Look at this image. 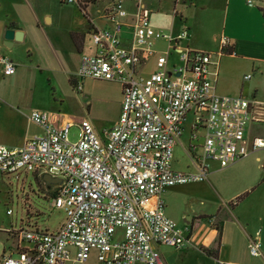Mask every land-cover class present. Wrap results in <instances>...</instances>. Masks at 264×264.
Here are the masks:
<instances>
[{
  "label": "built area",
  "instance_id": "1",
  "mask_svg": "<svg viewBox=\"0 0 264 264\" xmlns=\"http://www.w3.org/2000/svg\"><path fill=\"white\" fill-rule=\"evenodd\" d=\"M102 17L109 25L91 31L95 50L81 54L76 76L120 82L118 119L100 134L83 118L77 124L80 136L71 142V121L57 124L47 112L33 110L30 119L42 132L21 146L0 144V177L19 170L60 177L51 205L65 209L64 219L53 230L11 227L18 244L29 245L3 253L0 264H77L91 255L96 264H167L157 246L181 248L189 239L166 214L163 192L177 184L204 181L212 161L227 166L264 150V135L247 133L253 121L251 101L216 91L213 56L181 46L186 29L176 36L157 29L140 1L131 12L117 0ZM125 27L131 29L126 36ZM157 39L166 40L165 49L154 47ZM221 43L226 46L229 39L223 36ZM151 57L156 70L143 76L142 67ZM15 70L16 63L0 53V74ZM187 123L184 148L195 170H176L173 149ZM248 249L252 256L261 254L257 239L249 241Z\"/></svg>",
  "mask_w": 264,
  "mask_h": 264
},
{
  "label": "rangeland",
  "instance_id": "2",
  "mask_svg": "<svg viewBox=\"0 0 264 264\" xmlns=\"http://www.w3.org/2000/svg\"><path fill=\"white\" fill-rule=\"evenodd\" d=\"M178 8L185 9L183 5ZM43 9L48 12L47 16L52 18V22L46 23L47 19L40 14L30 29L31 42H16L10 47L4 44L0 53L15 61L16 70L11 76L1 77L0 85L6 86L9 81L24 83L22 91L33 98L34 109L47 112L57 124L66 121L73 123L68 132L71 142L78 140L80 132L77 124L83 118L88 119L97 133L101 134L118 119L122 86L116 80L76 76L77 62L82 52L70 48L68 31L73 20L78 21L85 16L77 4L66 5L59 0H44L39 10ZM167 10L171 13L170 8ZM90 11L94 12L95 8ZM84 25L81 24L79 29L85 34L86 52L89 35ZM222 26L219 25L215 31L218 36L225 34ZM193 39L199 40V46H191L202 51L208 50L207 44H211L212 40L208 36H194ZM210 53L216 59V54L212 51ZM171 58L176 63L180 62L177 54L171 55ZM155 70L154 58L151 57L143 65L142 75L149 76ZM242 74V70L232 75L222 74L221 71L218 84L226 86L227 81L229 85L236 82L241 84ZM188 117L191 121V113ZM250 128L252 130V125L248 124L247 131ZM188 137L187 123L173 149V168L187 169L189 166L191 156L184 148ZM260 152L257 150L237 161L229 170L210 173L204 181L177 184L167 188L163 194L166 214L178 226L183 227L184 219L190 222L194 230L202 225H220L237 247V254L248 259V264H264V168H258L259 162L255 158ZM249 184H252L251 189L241 191ZM52 190L46 188L33 171L19 170L0 177V257L4 250L9 253L16 249V233L5 230L10 225L15 230L20 226L53 230L61 223L65 209L51 205ZM8 208L11 209L10 214L6 212ZM257 232L261 254L252 257L248 249L243 248L242 242ZM19 243L20 246L29 245L26 241ZM157 248L164 257L176 255L177 252L165 244ZM177 258V264H215L212 259L197 251ZM77 264H96V261L91 255L86 262Z\"/></svg>",
  "mask_w": 264,
  "mask_h": 264
},
{
  "label": "crops",
  "instance_id": "3",
  "mask_svg": "<svg viewBox=\"0 0 264 264\" xmlns=\"http://www.w3.org/2000/svg\"><path fill=\"white\" fill-rule=\"evenodd\" d=\"M115 1L117 0H88L83 7L84 10L77 4L81 9V13L85 16H82L78 21H72V26L68 31L71 38V49L79 53L94 52L95 47L90 33L95 26L106 27L109 25L108 21L102 16L104 10L109 8ZM122 1L131 12L139 1L144 4L150 11L151 23L159 30L176 36L186 29L187 36L181 40V46L195 49L191 45L199 46V40L195 41L193 39L194 36L211 37V44H207L208 50L206 51H212L216 54V59H213L215 64L212 66V69L217 72L216 91L221 94L237 95L249 99L251 101L253 121L249 122L252 125V130L250 128L247 133L250 136L264 135V0L256 5H248L246 0ZM43 3L44 0H0V52L4 48V35L7 29L22 32L21 39L12 40V46L16 42H31L32 32L30 29L40 14H43L47 19L46 23L52 22V18L47 16L48 12L44 9L39 10V8L43 7ZM180 5H183L185 9L180 10L178 8ZM91 8H95V11L91 12ZM168 8L171 9V13L168 12ZM95 19L99 22L97 23ZM81 24H85V32L89 35L86 52H84L85 34L79 29ZM221 24H223L222 28L225 34L218 36L215 31ZM177 26L179 28H176ZM130 31L129 27H125L124 36L129 35ZM223 36L229 39V43L226 46L221 43ZM167 45L165 39H157L154 42V47L157 50L165 49ZM78 65L79 61L77 62V69ZM239 70L243 71L241 84L236 82L229 85L228 81L226 86L218 84L221 71L222 74L232 75ZM247 74H250V76L244 78ZM11 75L0 74V78ZM23 84L22 82L9 81L6 86L0 85V144L10 147L21 146L29 137L42 132V128L30 119L31 112L36 109L32 106L33 98L28 96L25 91H22ZM34 126L39 130H36ZM253 127H255L254 132ZM259 150L261 152L255 157L259 162L258 168L264 164V150ZM242 159L236 160L227 166H221L217 161H212L208 175L215 171L229 170L233 164ZM174 169L188 171L195 170V166L190 161L187 169ZM45 186L47 188V185ZM53 188L54 186H52ZM251 188L252 184H249L241 191ZM11 227L10 225L5 228L6 232H11L9 230ZM2 228L4 229V227ZM180 228L189 241L181 248H174L177 251L176 255L170 257L162 256L167 264H177V256L192 254L195 251L205 254L215 264H248L246 262L248 259L237 254V247L220 225L214 224L212 227L202 225L194 230L190 222L184 219V225ZM247 238V240L242 242L244 249H248V243L252 239H257L260 242L259 232L255 233V235H249ZM18 246L20 244H18L17 239L14 248ZM3 253H6L5 250Z\"/></svg>",
  "mask_w": 264,
  "mask_h": 264
},
{
  "label": "water",
  "instance_id": "4",
  "mask_svg": "<svg viewBox=\"0 0 264 264\" xmlns=\"http://www.w3.org/2000/svg\"><path fill=\"white\" fill-rule=\"evenodd\" d=\"M4 37H5V43L4 44L7 45L8 47H10L13 39L19 40L22 38V32L21 31H15L14 29H7L5 31ZM41 179L45 183V185H47V186L48 185L55 186L61 182L60 177H53L49 173H43L41 175Z\"/></svg>",
  "mask_w": 264,
  "mask_h": 264
},
{
  "label": "trees",
  "instance_id": "5",
  "mask_svg": "<svg viewBox=\"0 0 264 264\" xmlns=\"http://www.w3.org/2000/svg\"><path fill=\"white\" fill-rule=\"evenodd\" d=\"M87 1H88V0H85L84 3L87 4ZM86 4H85V5H86ZM85 5H82L81 7L83 8ZM262 167L264 168V164L262 165ZM35 175H36L37 179L41 178V177H39V175H37L36 173H35ZM41 180H42V179H41ZM51 193H52V194H51L50 197H51V199H52V198H54V196H55V194H56V190L53 189Z\"/></svg>",
  "mask_w": 264,
  "mask_h": 264
},
{
  "label": "flooded vegetation",
  "instance_id": "6",
  "mask_svg": "<svg viewBox=\"0 0 264 264\" xmlns=\"http://www.w3.org/2000/svg\"><path fill=\"white\" fill-rule=\"evenodd\" d=\"M47 188H48V189H52V185H48Z\"/></svg>",
  "mask_w": 264,
  "mask_h": 264
}]
</instances>
